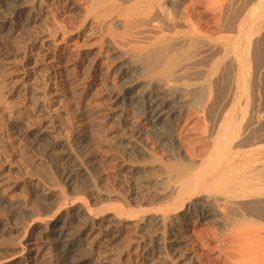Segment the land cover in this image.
Here are the masks:
<instances>
[{"label":"rangeland","instance_id":"obj_1","mask_svg":"<svg viewBox=\"0 0 264 264\" xmlns=\"http://www.w3.org/2000/svg\"><path fill=\"white\" fill-rule=\"evenodd\" d=\"M243 1L0 0V261L13 247L25 251L31 236L48 241L49 220L80 236L78 256L65 264H233V247L251 251L250 228L261 229V248L264 189L233 202L206 194L212 222L171 212L170 234L156 225L179 207L165 165L173 156L190 163L205 154L208 131L232 109L234 85L231 73L213 65L217 55L204 61L198 79L189 76L179 87L155 82L141 52L172 48L190 33L235 37ZM252 78L239 95L248 101L235 109L241 125L253 127L248 140L264 136V77ZM150 95L177 114L149 121L142 96ZM194 203L203 204H186ZM162 234L166 247H145ZM48 252L53 261L50 255L42 264H61L57 250ZM257 256L251 261L260 264Z\"/></svg>","mask_w":264,"mask_h":264},{"label":"bare ground","instance_id":"obj_2","mask_svg":"<svg viewBox=\"0 0 264 264\" xmlns=\"http://www.w3.org/2000/svg\"><path fill=\"white\" fill-rule=\"evenodd\" d=\"M7 1L9 3L17 4L20 0H7ZM229 1L230 0H228V2ZM229 3L231 4V2ZM144 4L145 3H143V5ZM242 6H243V10H242L243 14L241 15L238 21V25H237L238 28L236 27L238 29V34L234 31L237 35V36L235 35V37H230L228 35L229 33H227V35L229 36L228 38H224L223 36L221 40H215L217 39V37L216 38L212 37V32H211V35H209L210 32H207L208 34L207 33L205 34V32L204 34L203 33H197V34L190 33V35L188 36L182 35L178 40H174L175 41L174 46L172 47L170 45V47L172 48H169L167 45L165 48L163 47L164 48L163 50L159 51L161 47L157 48L156 46L159 52L153 49L144 50V51L141 49L142 50L141 52L142 53L144 52L145 54L144 55L145 58L147 57L148 60L150 59L152 61V68L150 69V71L148 70V72H150L149 75L151 79L154 80L155 82L157 80H160V82L165 81V82H169L170 84H173L174 87H179L181 81H183V79L189 76H190L189 78H191V76L196 75L198 79V76H197L198 74L201 75L203 71L206 72L204 61H207V59H210L213 55H217L215 59L216 62H214V60L212 61L214 62L213 65L217 66V71L219 72H224L225 70L229 74L231 73L232 77L230 78L233 79V83H231L232 80L230 79V85L231 84L234 85L233 86L234 93H232L233 91L231 92L232 94H234V98L232 97L233 105L232 107L231 105H229L232 109L228 111L225 110L226 112L222 114V118L220 119V121L216 124H213L211 130L208 131L209 132L208 135L210 137H208L209 142H206V145L204 146L206 147L205 154L204 155H198V154L192 155L190 158L191 159L190 163L187 162V160H185L186 158H179V157L177 158V156H173L175 162L174 163L171 162V164L165 165V170L168 173L167 180L170 181L172 185V188H173L172 191H175L174 198H175V202H178L177 204L179 205V207H176L173 210L170 209V211L168 210L169 211L168 214L164 216L162 215V217L159 216L160 218L158 217L156 219V222H155L156 225L160 226V228L163 229V231L165 232L164 234L169 233V231L167 232V228H168V223L170 221L171 212H177V214L182 212L184 213V215H187V216L191 214H196L200 220L202 221L210 220L212 222V220H214L213 218L214 211H212L210 207L211 203L210 205L207 203L206 204L204 203V202H209V197H207L206 199H202V197L205 196L206 194L214 193L216 195L223 197V199L226 201L233 202V201H239L242 199H246L248 197L250 198V196L252 195L251 193H253L254 191L258 189H261L260 193L261 191L263 192V189H264V147L260 146V144H262L260 140L263 139L264 136L261 139H253V138L251 140L246 139L247 135H250L249 132L253 127L251 128L250 125H248L247 127L246 122H245L246 127L244 128L243 125H241L243 123V119H242V122L240 123L239 121L240 118L236 117L235 109L236 107H238L237 104L239 103V101L243 102L246 99L244 97L245 99L241 101L240 99H242L243 98L242 96H245V95H242L241 96L242 98H240L239 95H241L242 92H245L246 90H248V84H249L251 77L253 76L254 79L255 78L261 79L264 77V0H245L243 1ZM203 25L205 26V24ZM206 27L208 26L206 25ZM218 33H219V30H218ZM161 44H163L162 46H164V43H161ZM151 61L149 62V64L151 63ZM144 62L145 61H143V63ZM211 72L213 71L211 70ZM214 73L215 72H213V74ZM215 74L217 75V73ZM122 75L124 77L126 74L122 73ZM218 77H221V76H218ZM218 77L217 79L215 78L216 82L219 79ZM211 79L212 78H210V80ZM254 79L252 78V81ZM220 80H223V79H220ZM258 81L256 80V83H258ZM189 86L190 88L191 86L192 88L193 87L195 88L197 86V83L194 84L193 82V85L190 84ZM210 86H208V88ZM202 87L200 91L198 90L199 94L201 90H203ZM129 89L132 90L133 88L130 87ZM206 89H207V84H206ZM211 90L213 89H211L210 87L209 91ZM243 94H246V92ZM154 98L155 97L151 96V97H148L147 99V97L142 96V100H143L142 107H143V110L145 111L146 118L149 121L160 119L162 116L166 114L170 116L177 114V111H176L177 109L173 108L174 106L171 107L168 104V102L162 101L163 100L162 98H161L162 99L161 102ZM144 99H146V101ZM247 99L246 101H248ZM194 100L195 102H197L198 99L196 100L195 98ZM185 109H189V108H185ZM163 135H164V132H163ZM167 135L162 136L161 134L160 136H162L161 137L162 139L173 143L172 142L173 140L171 138L170 140L167 137ZM254 194L256 195V193H253V195ZM258 194L259 193H257V195ZM258 197H260V195ZM191 200H197V202H203V204L194 203L193 206H187L186 203ZM142 220H140V222ZM49 221L47 223V228L50 227L47 233L48 241H44V243H41L38 239L31 236L29 237V239H25L26 246L23 245L24 247H26L25 251L22 249L21 250L15 249V247H13L14 253L11 256H9V259L6 258L5 260L3 259V261L1 260L0 264H42V260L51 255L48 252L49 250L58 251L57 257L59 261L61 262V264H65V259H68V258L71 259L72 257H75L74 259H76V256H78L79 249H80V246L78 245L77 240H78V237L80 236L73 235L70 224L65 223V222L63 223L62 220L51 221V222ZM170 222H172V220ZM249 230H250L249 234L251 235V239L248 237L250 241H248L247 243H250L249 248L251 251H248L245 253L244 251H240V249L233 247L232 254L235 253V255L236 254L239 255L238 261L236 258V260H233V264H259L257 263V260L255 261L256 263L255 262L253 263V261H251V258L253 257H257L258 259L257 255L261 256L259 260L260 264L264 260V244L261 241L262 239H260V241L263 245L261 246V248L257 247L258 246L257 242H259V237H260L259 233H261L262 231L261 229L257 230L254 228L252 229L250 228ZM164 234H162L161 236L162 238H159V236L156 237V240L155 241L153 240L154 242H152V245L150 246L146 245L145 247H151L157 244L161 246V243L164 244V247H166L165 246L166 240H165ZM234 240H236V242H239L240 236H236ZM52 261H53V256H52ZM77 262L78 264H87L86 259H83V258H80L79 261Z\"/></svg>","mask_w":264,"mask_h":264}]
</instances>
